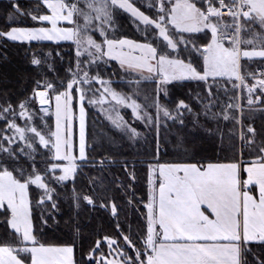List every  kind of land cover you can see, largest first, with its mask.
I'll use <instances>...</instances> for the list:
<instances>
[{
    "label": "snow or ice",
    "instance_id": "1",
    "mask_svg": "<svg viewBox=\"0 0 264 264\" xmlns=\"http://www.w3.org/2000/svg\"><path fill=\"white\" fill-rule=\"evenodd\" d=\"M82 4L83 6H81ZM200 4L204 6L201 7ZM13 7H16L21 13L24 11L19 8L16 0L13 2ZM148 7L154 9V15L143 12L132 0H100V3H97L96 0H75V2L60 0L61 14L73 26L68 38L76 41L79 46V54L90 57V60L85 63L92 65L98 62L110 63V58H115L125 73L123 78L131 77L130 84L133 87V92L129 94L118 91L113 87L114 82L111 76L102 75L98 69L91 74L86 70L81 77H74L67 83L64 93L56 101L57 120L54 130L50 127L47 135L40 134V140L45 146L49 143L47 136L55 140L56 152L49 157L50 159L62 157L68 161V166H64V172L57 177L58 180H67L76 172L78 165L77 157L73 153L74 147L78 148L79 158L82 161L90 159L87 143L89 115L86 105L100 107L109 115L113 124L128 132L131 138L139 136L141 133L137 128L132 127L120 113V106L131 107L134 118L144 121L147 126L155 123L157 134L161 122L167 123L170 117L172 119L181 117L184 109L193 111L192 106L184 99H178L172 108L161 103L160 95L168 94V85L171 81L187 78L203 82L204 91L208 94L205 97L208 102L203 104L206 115L209 114L208 110L214 106L213 99L216 98L213 86L224 87L226 91L228 90L226 85L217 83V78H234L239 81V85L235 83L232 85V90L247 84L246 77L255 80L254 84H247L249 105L255 102L252 97L257 86L264 89V65L260 66L255 73L243 70L241 65L242 58L259 57L264 60V31L260 30L264 29V0H196V2L193 0H157L155 4L149 3ZM117 10H127L143 22V27L141 24H137L138 28H142L140 39L132 37L115 39L113 36H109V31L115 33L117 27ZM225 10H227V16L230 19H225ZM80 20H83V23H80ZM245 21H253V23L246 24ZM256 24L260 26L259 31L255 27ZM209 29L210 33L205 31ZM92 31H98L102 39H95ZM183 32L202 33L204 41L198 43L185 39L183 35L177 36ZM189 44L191 45L190 51L188 50ZM93 49H95V53H93ZM36 62H39L38 59ZM96 81L100 82V89L87 87ZM148 81H152L156 86L153 89V102L145 106L133 97L138 93L140 86ZM38 84L46 85L44 88H37L34 93L41 97L39 101L41 106L52 103L48 93L49 89L54 88L55 85L46 81H39ZM196 99L203 103L199 93L196 95ZM105 101H115L116 103L110 104L109 108H104ZM259 102L264 104V99H259ZM27 104L28 101L21 104L25 111H27ZM148 107L153 108L155 115L153 111L147 110ZM227 107L239 108L241 105L239 103L228 104ZM48 112V108H43V113ZM161 115L164 117L163 121H161ZM220 115L226 118L228 114L222 112ZM0 116L3 114L0 113ZM180 122L183 123L182 120ZM42 123L47 125V120H43ZM31 130L40 131L35 126H31ZM19 131L23 137L25 129L21 127ZM73 132L78 138V145L74 143L72 135H70ZM256 135L257 129L248 125L247 134L242 132L240 138L244 144L250 145L256 142L252 139ZM261 136H264V129L261 130ZM260 143L264 144V140H261ZM260 151L264 152V147H261ZM107 158L112 159L111 157ZM96 159L103 167L105 158ZM259 159H264V156ZM125 167L127 168V164ZM50 170L54 171L55 165ZM130 175L135 180L134 173H130ZM30 179H34L44 188L47 198L52 199L55 189L50 188L41 174H37L34 178L30 177ZM132 191L135 192V189ZM84 198L89 203L95 202L90 195ZM43 200L44 196H41L38 203H43ZM55 205L56 201L53 200V206ZM77 206L79 205L77 204ZM111 206L112 213L117 214L116 203L112 202ZM25 220L30 224L34 237L36 225L31 217L30 204L27 215L24 211L17 210L13 216L8 218V223L11 229L21 234V225L25 223ZM147 220L148 223H151L150 217H147ZM43 223H47V221L43 220ZM252 224L255 230L245 241L248 251L251 250L252 241L264 242V217L253 218ZM117 228L120 230V238L124 240L125 247L131 246L134 249L132 253L119 247V238L102 236L101 240L107 241L109 245L108 251H111V258L101 250L100 240L94 242L88 255L94 257L96 253H99V264H144L142 251L144 255L147 254L150 241L146 237H139L144 246L141 249L137 247L130 235L124 234L119 221ZM76 232L78 234L79 230L77 229ZM112 245L117 246L115 251H112ZM62 247L67 250L66 254L70 255V259L61 261V264H78L74 256L75 241L68 242ZM236 257V264H241L239 247L236 249ZM81 259H83V254ZM257 262L264 264V259L257 257ZM87 264H93V261L90 259Z\"/></svg>",
    "mask_w": 264,
    "mask_h": 264
},
{
    "label": "trees",
    "instance_id": "2",
    "mask_svg": "<svg viewBox=\"0 0 264 264\" xmlns=\"http://www.w3.org/2000/svg\"><path fill=\"white\" fill-rule=\"evenodd\" d=\"M31 3L34 2L31 0ZM2 4L10 5L12 2L0 1V9ZM19 7L24 8V5L21 3ZM11 8L13 9V6ZM141 8L150 15L155 14L154 9L144 6ZM15 14L20 19L17 22L6 20L7 17L0 14V30L8 31L17 26H48L47 23L31 19L34 16L48 14L43 6L42 9L32 11L33 16L28 15L25 11L23 13L16 11ZM191 37L197 39L198 43L204 40L203 34H193ZM73 47V43L70 42L33 41L25 43L11 41L0 35V113L5 116L0 117L1 132L10 120H18L16 116L12 115V112H5V108L17 107L22 100L31 98L37 88H44L45 85L38 84L39 81L52 79L53 82L60 83L62 87L65 86L71 77L70 71L75 66ZM34 56H49L54 69L51 70L45 64H34ZM112 64L117 73L120 72L115 63L112 62ZM241 65L243 70L247 69L255 73L260 66L264 65V60H246L242 61ZM236 82L235 79L217 78V83L226 85L228 90L226 91L224 87L213 86V92L216 94L213 104L217 109L215 112L209 109L207 115L203 104L208 102L205 99L208 94L204 91L203 82L183 81L172 84L170 100L166 102L170 103L172 108L178 99H184L192 106L193 111L183 110V123H175V127H177L175 132L171 131L169 137L162 140V145L159 148L156 147L154 141L146 143L143 147L139 143L133 147L129 140L125 137L119 138V134L117 135L113 130H103L100 121L95 120L92 110H89L87 141L90 159L79 163L74 178L66 184L60 186L51 181L56 190L53 195L56 207L54 208L52 203L46 202L42 210L37 208L38 195L36 193H38V189L32 185L29 187L32 220L36 225L34 234L36 244L61 246L74 240L76 244L75 258L78 264H87L90 260L87 257L90 248L94 246L95 241L101 240L102 236H112L119 238L120 243L123 242V239L120 238V230L117 228L119 221L124 234L130 235L137 247L143 249L144 246L139 237H147L145 204L148 200L150 164L191 163L205 165L240 162L241 160L246 162L262 156L263 152L260 149L264 147V144H261L260 141L264 140V136H261V130L264 129V113L249 116L251 114L248 113L252 112L249 111L246 116V112L242 110L244 113L241 114V133L247 134L248 125L257 129V135L252 138L256 142L246 145L239 140L238 111L227 107L230 103H237V88L232 90V85ZM198 93L203 103L196 99ZM245 99L242 97V105H245ZM32 102L36 110L39 111L36 101L32 99ZM222 112L227 114L232 112V116L227 115L225 118L220 115ZM37 121L39 123L40 120L37 119ZM38 123L36 122L37 125ZM233 125H235L234 132H232ZM38 127L42 128L39 125ZM117 140H121L119 146H117ZM12 149L18 151L19 146L15 145ZM38 151L40 152L39 158H42L43 153V158L47 159L46 153L43 152L44 149L39 148ZM17 156L21 165L29 168L31 174L37 173V171L42 172L34 170V166L27 156H23L21 153ZM101 157L105 158L103 167L96 159ZM107 157L112 159L109 160ZM51 162L53 161L50 160ZM125 164H127V168ZM6 167L19 180L26 179L23 175L24 172L19 170L18 163L10 162L8 164L7 162ZM36 167L40 168V165L38 164ZM130 173H134L135 180L132 179ZM132 189H135V192ZM73 195L77 196L80 211L70 204L69 196L73 197ZM87 195L92 196L95 202L89 203L85 200L84 197ZM112 202L117 205V214L112 213ZM44 208L52 212L54 216L49 218L47 216L45 225L42 223L43 216L46 215ZM9 217V210L0 208V246L20 245L19 235L9 227ZM77 229L79 230L78 234ZM82 254L83 259H81ZM242 254V264H258L257 257L264 259V242H251L250 251L247 250V244L244 243ZM18 256L27 263L30 262L28 255L18 253ZM91 260L93 264H96L94 259Z\"/></svg>",
    "mask_w": 264,
    "mask_h": 264
},
{
    "label": "rangeland",
    "instance_id": "3",
    "mask_svg": "<svg viewBox=\"0 0 264 264\" xmlns=\"http://www.w3.org/2000/svg\"><path fill=\"white\" fill-rule=\"evenodd\" d=\"M0 1H11L12 4L7 5V4H2L1 9H0V14H3L6 16V20L10 21H19V16H16L15 12L18 11L16 7L11 8L13 6L14 0H0ZM21 2L22 5H24V8H21L27 13L28 15H32V11L34 10H39L42 9V6L47 10L48 14H41L40 16H34V18L31 17L32 20L39 21L42 23H47L48 26H39V27H33V26H28V27H12L8 31H3L0 30V35L3 37L11 40V41H17V42H25V43H30L33 41H51V42H70L73 43V49H74V59H75V66H73V70L70 71L71 77L68 82L72 81L74 77H81L82 73L84 71H89V73H95L97 69L102 75L105 76H111L113 80V87L116 88L118 91L126 92L131 94L133 92V87L130 84L131 77L124 79L123 77L125 76V73L123 69L120 68L119 66V61L115 60V58H110V63H103V62H98L97 64H89L85 63L86 61L90 60V57L87 55H81L78 52L79 46L77 45L76 41L73 39H69L68 36L70 34L71 28L73 27L71 25V22H68L64 16L61 14V8H60V0H16V2ZM25 4H24V3ZM67 2V0H66ZM75 2V0H73ZM97 3H100V0H96ZM132 2L135 3L137 7H141L142 4H145L147 1L143 0H132ZM20 3V4H21ZM18 3V5H20ZM148 6V4H145ZM83 6V4L81 5ZM10 8V9H9ZM20 8V7H19ZM153 10V9H152ZM149 14V13H148ZM9 16V17H8ZM33 16V15H32ZM23 19V18H22ZM225 19H230V17L225 15ZM27 21L26 19H23ZM80 23H83V20L79 21ZM116 30L115 33H112L109 31V36H113L115 39H119L121 37H130L132 35V38L135 39H140L142 35V28H138L137 24H141V27H143V22L140 21L139 17L135 16L133 13L127 11V10H117L116 11ZM259 26V25H258ZM260 27V26H259ZM259 27L257 28V31H259ZM261 31H264V29H260ZM194 33H187L183 32L178 35H183L185 39L189 41H196L198 42L197 39L192 38L191 36ZM202 34V33H199ZM92 35L95 37L97 40H101L102 36L98 31H92ZM196 35V34H194ZM199 41V42H203ZM179 42V41H178ZM257 43H259V40H257ZM243 47V45H242ZM188 50H191V45L189 44ZM93 53H95V49H93ZM193 55H195L193 53ZM38 59V63L36 62ZM261 59V58H260ZM246 61L245 58L241 60ZM113 63L118 67L120 72L117 73V71L114 69ZM33 63L36 65L40 64H45L46 66L50 67L51 70H53V64L51 63V59L49 56H34L33 58ZM245 71H248L245 69ZM258 71V70H257ZM256 71V72H257ZM252 72V71H251ZM139 79V77H136ZM228 79V78H225ZM232 80V79H229ZM247 84H254L255 80L246 77ZM183 81H196V80H189V79H184V80H177V81H171L169 82V92L167 95L161 94L160 95V101L161 103H164L168 105L171 108V104L167 103L166 101L169 102L170 96H171V91L172 87L171 85L177 82H183ZM46 82L48 83H53L55 85L54 88L49 89L48 96L51 98L52 103H48V105L44 107L39 106V102L37 99V96L34 95L36 90L34 91L33 95L31 98L28 100H22L17 107H6L5 112H12L13 116H16L18 118L17 121H9L8 125L4 128V130L1 132L0 131V167L2 168L0 170V208H7L10 212V217L15 214L17 210H22L24 211L25 215H27L29 204H30V211H31V203H30V193H29V187L35 186L38 189V200L40 199L41 196H44L43 203H38L37 200V208H40L42 210L43 206L45 205L46 202L52 203L53 206V195L52 199H48L45 189L42 188L34 179H30V177H36L37 174H41L43 176V179L45 182L50 186V188H54L52 186V182L57 183L58 185L62 186L66 184V182L72 180L74 178L73 176H69L67 180L60 181L57 179L61 173L64 172V166H68V161L61 158L57 159H50L49 157L56 152V148L54 147L55 140L47 136V139L49 140V143L47 146L43 144V142L40 140V134L44 133L47 135L49 132L50 127L52 130L55 128V121L57 120V114H56V101L58 97H61L62 93H64V90L66 88V85L68 82L65 83V86L62 87L60 83H55L53 82L52 79H46ZM158 82V81H157ZM239 81L236 82V84L239 85ZM120 84V85H117ZM247 84L241 85L240 87H237V103L241 105L239 108H230L231 110H236L238 111V128L239 130V140H241V114L242 110H244L245 115L249 111H252L251 115L249 116H254L256 113H264V104L258 103L257 101V95L261 94L264 95V89H260L258 86L254 90V94L252 99L255 101L253 104L249 105L248 103V93H247ZM46 86V85H45ZM155 83L152 81H148L140 86V89L138 93L133 97L137 99V101L145 106L150 105L153 102L154 99V93L153 89L155 88ZM87 87L93 88V89H100L101 84L99 81L92 82L91 84L87 85ZM242 97L246 98L245 99V105H242ZM32 99H34L38 105V110H36V107H34ZM164 100V101H163ZM24 101H28V104L26 105L27 111L21 107V104ZM115 101H105L104 102V108H109L110 104H115ZM230 104H235V103H230ZM89 110H92L93 116L95 120H99L101 127L108 130H113L117 135L119 134L120 137H125L127 140H129L132 143V146L136 147L138 143L140 144L141 147L145 145L148 142L154 141L156 144V147L159 148L162 145V140L165 139L166 137H169V134L172 132H175L176 128L174 123L177 124V122L184 120L183 116L181 115V118L178 117L176 119H172L171 117L168 118L167 123L161 122L160 127H159V132L157 134V129L155 126V123L147 126L145 125L144 121L139 120L138 118H134L133 111L131 107L129 106H120L119 111L120 113L124 116V118L128 121L129 124L132 125V127L137 128L141 135L139 136H132L130 138V135L128 132L122 130L121 128L116 127L112 119H110L109 115L100 109L97 105H86ZM43 108H48L49 112L48 113H43ZM215 105L210 108L212 112H215ZM149 112L154 110L151 107H148L147 109ZM247 110V111H245ZM243 112V113H244ZM3 114V113H2ZM89 115V114H88ZM155 115V113H154ZM229 116H232V112L228 114ZM4 116V115H3ZM2 118V116H0ZM5 117V116H4ZM39 119V123L37 121ZM164 117L161 115V121H163ZM43 120H47V125H44L42 123ZM20 121V122H19ZM38 123L39 126L42 128L38 127L36 122ZM62 123V120H61ZM31 126H35L36 129L40 130L39 132L37 131H32ZM234 126H232V132H234ZM24 128L25 132L23 137L20 134L19 129ZM98 127V126H97ZM72 135V138L74 140V143L78 145V138L75 134V132L70 133ZM108 135V134H107ZM117 146L120 145V141L117 140ZM88 143V141H87ZM19 146L18 151H14L12 148L14 146ZM89 145V144H88ZM39 148L44 149V153H46L47 159L43 158V153H42V158H39L40 152L38 151ZM19 153L23 156H27L29 161L32 163L34 166V170H40L42 172L37 171V173L31 174L29 171V168L24 167L21 165V162L19 161V157L17 156ZM73 153L76 155L77 160L76 163L79 166L80 162H83L85 160H81L79 158V153H78V148L74 147L73 148ZM50 160L53 161L50 163ZM10 162H15L19 164V170L24 172L23 175L25 176V180H19L18 178L15 177L14 173L11 172L7 166ZM40 165V168H37V165ZM2 165V166H1ZM42 165V166H41ZM55 165V170L52 171L50 170L52 166ZM77 170V169H76ZM149 173L151 174V180L148 189V200L145 204L146 210H147V204L149 203V197L151 201H155V198L157 197V180L158 177L162 176L165 177L166 180L169 179V175L172 173L171 170L169 169V166H161L157 163L150 164L149 166ZM50 174V175H49ZM52 181V182H51ZM55 189V188H54ZM50 190V189H49ZM56 191V190H55ZM70 199V204L74 205L75 208L80 211V208L77 206V196L73 195V197L69 196ZM151 203V202H150ZM181 204V200H180ZM79 205V204H78ZM56 205L54 206V208ZM46 210V215L43 216V219L47 221V216L48 218L54 217L53 213ZM179 212L173 214V221H182L183 220V215ZM31 217H32V211H31ZM147 217H148V211H147ZM253 218L256 217H264V188L261 189V200L258 202L257 206L253 208L252 214H248V210L245 207L244 211L241 214V222L242 223V230L244 234L243 228L244 224L246 221L249 219L251 221ZM56 220V219H55ZM245 221V222H244ZM183 222V221H182ZM43 223V222H42ZM9 224V223H8ZM47 224V223H46ZM148 224V223H147ZM45 225V223H43ZM251 232L253 233L255 228L253 224L251 223ZM246 226V224H245ZM259 226V225H257ZM9 227L11 229V226L9 224ZM246 228V227H245ZM13 230V229H11ZM14 231V230H13ZM16 234L19 235L20 237V245L18 246H8V245H3L0 246L2 249H0V264H61V261L63 260H68L70 259V255L66 254L67 250L64 249L61 245H43V244H36L35 237H33L31 233V227L30 224L25 220V223L21 225V234L17 233L14 231ZM147 236H148V226H147ZM147 238V237H146ZM102 244H104L102 246ZM100 247L101 250L105 251V254L111 258V251H108L109 245L107 241L105 240H100ZM119 247L125 248V251H128L129 253H132L134 249L131 248V246L125 247V242L123 240L122 243L119 242ZM117 248L116 245H112L111 249L112 251H115ZM142 249V248H141ZM18 253L20 254H25L30 257V262L27 263L25 260L20 258L18 256ZM97 256L90 257L87 255L88 259H94L96 261V264H99V259H100V254L96 253ZM95 254V255H96ZM142 255H144L142 251ZM75 256V252H74ZM119 259L120 257H116ZM144 264H146V259H147V254L144 255Z\"/></svg>",
    "mask_w": 264,
    "mask_h": 264
},
{
    "label": "crops",
    "instance_id": "4",
    "mask_svg": "<svg viewBox=\"0 0 264 264\" xmlns=\"http://www.w3.org/2000/svg\"><path fill=\"white\" fill-rule=\"evenodd\" d=\"M143 1H147L145 4L148 5L157 2ZM145 4L142 7H148ZM245 23L252 24L253 21ZM255 27L258 28V24ZM205 31L210 33V29ZM159 165L169 166L172 173L169 181L165 177H158L157 197L153 202L149 197L147 211L151 223L147 220V239L150 243L146 264H236L237 247L242 264L243 245L253 233L250 225L252 217L251 221H246V226L244 224L246 234L241 232V214L245 207L248 214H252L253 208L261 200L264 159L256 157L246 162L205 165ZM150 180L149 173V184ZM178 210L184 216L183 222L172 219Z\"/></svg>",
    "mask_w": 264,
    "mask_h": 264
},
{
    "label": "built area",
    "instance_id": "5",
    "mask_svg": "<svg viewBox=\"0 0 264 264\" xmlns=\"http://www.w3.org/2000/svg\"><path fill=\"white\" fill-rule=\"evenodd\" d=\"M225 15L227 16V10H225ZM257 98H259V99H264V95L258 94V95H257ZM259 99H257L258 103H260V102H259Z\"/></svg>",
    "mask_w": 264,
    "mask_h": 264
},
{
    "label": "bare ground",
    "instance_id": "6",
    "mask_svg": "<svg viewBox=\"0 0 264 264\" xmlns=\"http://www.w3.org/2000/svg\"><path fill=\"white\" fill-rule=\"evenodd\" d=\"M36 96H37V99H38V102H39L41 97L39 95H36ZM46 105H48V103L44 104L43 107L46 106Z\"/></svg>",
    "mask_w": 264,
    "mask_h": 264
},
{
    "label": "water",
    "instance_id": "7",
    "mask_svg": "<svg viewBox=\"0 0 264 264\" xmlns=\"http://www.w3.org/2000/svg\"><path fill=\"white\" fill-rule=\"evenodd\" d=\"M39 106H40V107H43V106H41V104H40V103H39Z\"/></svg>",
    "mask_w": 264,
    "mask_h": 264
}]
</instances>
